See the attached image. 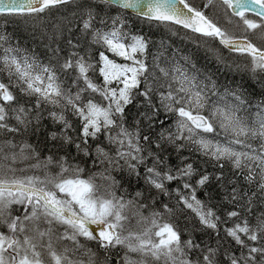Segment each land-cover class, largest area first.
Masks as SVG:
<instances>
[{
    "label": "snow or ice",
    "instance_id": "snow-or-ice-1",
    "mask_svg": "<svg viewBox=\"0 0 264 264\" xmlns=\"http://www.w3.org/2000/svg\"><path fill=\"white\" fill-rule=\"evenodd\" d=\"M217 3L232 9L245 33L260 30L264 39V0H207L204 8ZM69 6L71 14L53 15ZM129 8L148 22L218 40L251 57L253 73L264 72V47L229 35L188 0H0V17L21 18L33 39L46 41L48 55L44 63L26 49L4 47L8 37L0 34V73L7 75L0 80V264H150L148 257L155 264H264V97L254 103V89L201 78L195 65L161 67L165 42L152 55L150 38L126 30L125 15H113ZM218 63L229 67L223 57ZM45 111L60 125L47 135L52 147L73 149L93 168L69 163L67 155L40 160L25 136L40 132ZM184 152L219 171L198 170ZM28 160L37 163L16 167ZM50 165L59 170L27 174ZM212 183L229 205L223 216L210 192L207 200L197 196ZM128 211L141 231L129 230ZM186 212L199 227L183 239L178 217ZM196 231L208 240L197 241Z\"/></svg>",
    "mask_w": 264,
    "mask_h": 264
},
{
    "label": "trees",
    "instance_id": "trees-1",
    "mask_svg": "<svg viewBox=\"0 0 264 264\" xmlns=\"http://www.w3.org/2000/svg\"><path fill=\"white\" fill-rule=\"evenodd\" d=\"M191 5H194L197 9H204V4L202 0H188ZM218 6H212V9H218ZM222 7V6H221ZM209 10V9H207ZM222 16H226L225 20L218 22L220 25H223L225 28V21L231 20V22H237L235 19H232L227 11L221 9ZM73 11L72 7L68 8L61 7L59 13L53 12L54 16H59L62 14H71ZM125 15L127 17V25L126 30H129L132 34L136 35H145L150 38L151 47L150 53L152 55H158L157 49L160 46L161 40L165 42L166 50L163 52V57L159 61L161 67L171 68L173 63L179 62V64L184 65L186 68H190L191 65H195V68L199 70L201 74V78L204 75L212 76L213 80H215L219 85L223 86L225 84L235 85L236 83H243L247 87H249V91L255 90V95L251 97L253 102L255 103L257 100L264 97V88H261L260 81H264V72L256 71L253 73L251 59L247 56L237 55L232 53H228L223 48L218 45L217 41H213L211 39H207L198 35H195L185 29L180 27L171 25L164 26L158 25L155 22H148L147 20L138 18L133 16L123 10H120L119 13H113V15ZM207 14L210 15V13ZM235 25H239L235 23ZM239 34L236 37L243 36L238 31ZM0 34L6 35L8 37L7 43L5 47H20L21 49H26L29 55H34L38 57L42 62L48 63V55H46V49L44 44L46 41L42 42L39 39H33L30 28L19 18H11L8 20V17H0ZM259 39L264 44V39L259 35ZM91 54L98 59V55L96 54V49H90ZM109 55L110 59H114L117 63H131L130 61H125L120 57L113 55L112 53H106ZM152 55L147 57V63L149 65L152 64ZM218 57H223L224 62L229 65L228 68L224 67L223 63H218ZM183 58H188L189 63L186 64ZM241 58V59H238ZM243 59V60H242ZM245 61V63L243 62ZM156 74L159 75V71H156ZM94 81L99 83L102 78L99 77L98 74L93 75ZM0 80L7 82V75L5 73H0ZM132 112H135V108L133 106H129ZM45 119L42 121L40 132L35 135L31 133L26 134L25 138L29 143H32L36 146L37 151L40 153V160L44 161L45 158L49 155H53L56 159H58L62 155L68 156L69 163L79 164L81 167H84L86 170L89 168H93L91 163H86L88 160L87 157L77 156L73 149L69 148L67 150L58 149L52 147L54 142L47 139V135L52 131H59L60 125L54 124L50 118L47 117V112H44ZM68 119L73 122V125L76 126L79 121L76 117L72 116L71 113L68 114ZM129 122H131V116L129 117ZM75 133H73L74 135ZM19 139V137L17 138ZM255 143V142H253ZM186 156H189V162L194 163V167H196L200 171H206L208 173H215L219 171L213 167V162H206V158L198 153L189 154L188 152L183 153ZM36 160H28L22 163H17V168H26L28 165L36 164ZM172 164L179 163L178 159L174 155L171 158ZM228 165H225L224 171H228ZM59 169L55 167V165H50L46 170L42 166L40 168L32 169L29 168L27 174L32 175H43L45 171L48 172H56ZM19 174V173H18ZM87 174V171L86 173ZM117 175L119 179L122 174L114 173ZM175 187V185H173ZM129 193L133 191L132 188L128 189ZM205 192H210L212 194L211 206L218 210V214L223 216L225 211L229 208V205L226 203H222L221 201V193L216 188L215 184L212 183L210 186L206 187L203 190H198L197 196L199 199L207 200V196H205ZM165 199V198H162ZM150 203V202H149ZM159 205L157 204L156 207ZM18 207V206H13ZM151 209H145L144 215H148ZM257 214L261 209L257 207L254 210ZM18 214V213H14ZM127 214L130 217L128 222L129 230L139 232L144 227L143 223H137L138 217L132 215L131 211H128ZM178 224L181 229H185L183 232L182 238L187 239L189 232L195 227L198 228L199 225L196 220L192 217L190 212H186L183 215H179ZM3 230V229H1ZM127 234V233H125ZM197 241H207L208 236L203 232L196 231L194 233ZM214 243V241H213ZM89 247H91L94 251H97V246L95 242H89ZM115 251V249H113ZM112 250V251H113ZM113 251V252H114ZM125 250H120V256L116 257L117 260L120 259L124 255ZM133 259H140L137 254H130ZM99 256L103 258V251H99ZM86 259V257H84ZM150 261V264H155V262H151V258H145ZM112 264H115V261H112ZM162 264V262H161Z\"/></svg>",
    "mask_w": 264,
    "mask_h": 264
},
{
    "label": "bare ground",
    "instance_id": "bare-ground-1",
    "mask_svg": "<svg viewBox=\"0 0 264 264\" xmlns=\"http://www.w3.org/2000/svg\"><path fill=\"white\" fill-rule=\"evenodd\" d=\"M210 15L209 16H212L217 22H220L222 21V14H221V11L218 10V9H212L211 11H209ZM11 18L13 17H8V20H10ZM14 18H18V17H14ZM21 20V18H19ZM225 29H227L229 35L233 36L234 38L236 37L237 35V30L234 28L233 24H230L228 27H226ZM192 33V32H191ZM218 42V45L223 48L225 51H227L228 53H230V55L232 54L227 48H225L223 45H220L219 44V41L217 40ZM6 45H4L5 47ZM4 53H3V50L0 49V56H2ZM238 59H241V58H238ZM243 60V59H242ZM245 63V61H243ZM250 68L252 67L251 65H249ZM259 71V70H257ZM114 251V250H113ZM116 251V250H115ZM114 251V252H115Z\"/></svg>",
    "mask_w": 264,
    "mask_h": 264
},
{
    "label": "rangeland",
    "instance_id": "rangeland-1",
    "mask_svg": "<svg viewBox=\"0 0 264 264\" xmlns=\"http://www.w3.org/2000/svg\"><path fill=\"white\" fill-rule=\"evenodd\" d=\"M220 8L224 10L223 7L218 6V10H220ZM220 11H221V10H220ZM225 18H226V16H225V17L222 16V20H225ZM228 21H229V20H226V21H225V25H226L225 28L228 27L230 24H233L234 28L237 30V34H239L238 31H241V32L243 31V29H242V27H241L240 25H235L234 22L228 23ZM241 32H240V33H241ZM259 35H261V32H257V33H255V34H254V37L257 38V39H259Z\"/></svg>",
    "mask_w": 264,
    "mask_h": 264
},
{
    "label": "water",
    "instance_id": "water-1",
    "mask_svg": "<svg viewBox=\"0 0 264 264\" xmlns=\"http://www.w3.org/2000/svg\"><path fill=\"white\" fill-rule=\"evenodd\" d=\"M179 7H183V5H178ZM126 10H128L129 12H131V13H133V14H135L136 15V10L135 9H132V8H129V9H126ZM230 11H231V13H232V9H230ZM247 13H249V14H255L254 13V11H249V12H247ZM246 13V14H247Z\"/></svg>",
    "mask_w": 264,
    "mask_h": 264
}]
</instances>
